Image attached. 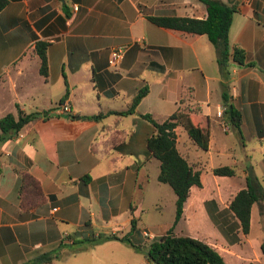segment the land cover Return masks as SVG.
Instances as JSON below:
<instances>
[{"label": "crops", "instance_id": "1", "mask_svg": "<svg viewBox=\"0 0 264 264\" xmlns=\"http://www.w3.org/2000/svg\"><path fill=\"white\" fill-rule=\"evenodd\" d=\"M8 1L0 11V120L19 110L50 117L0 145V264H32L44 255H59L45 264H152L149 244L170 231L206 242L225 264H264V202L253 205L247 235L230 211L248 178L264 189V0L238 5L230 46L242 48L247 58L243 66L231 62L228 79L207 36L149 20H205L201 0ZM38 42L49 44L48 78L40 73ZM114 50L123 51L116 66L110 63ZM144 88L148 94L130 115H108L101 122L83 118L126 112ZM225 91L241 116L239 127L226 112ZM182 98L200 108L192 117L208 130L210 142L202 151L176 129L177 147L201 170L202 181V187H192L181 220L175 223V211L174 222L151 224L134 235L144 252L120 241L73 244L72 238L86 241L91 233H131L139 210L132 205L138 191L131 187H138L141 148L155 133L143 116L162 123ZM64 105L70 111L58 114ZM126 158L127 180L116 164ZM219 167L237 174L214 175ZM26 174L39 182L44 199L22 209Z\"/></svg>", "mask_w": 264, "mask_h": 264}, {"label": "trees", "instance_id": "2", "mask_svg": "<svg viewBox=\"0 0 264 264\" xmlns=\"http://www.w3.org/2000/svg\"><path fill=\"white\" fill-rule=\"evenodd\" d=\"M207 9V18L197 20L191 18H166L150 17L149 20L159 27L181 31L192 35L207 36L210 44L216 53V63L221 75L228 79L231 62L240 66L246 63V52L239 46H230L229 33L232 26V19L238 12V5L241 0H230L224 3L221 0H201ZM8 0H0V11L7 5ZM49 44L38 42L36 54L40 58V73L45 78L49 76V65L47 50ZM148 94V88L141 90L131 103L126 112L100 113L98 115L83 117L89 121L101 122L108 115L126 116L135 112L141 100ZM223 101L227 107V114L231 122L239 127L241 116L230 104L231 98L225 91ZM187 100H180L178 111L164 122L159 123L151 115L143 116L155 128V133L147 140L148 156L160 162V173L158 181L169 185L177 196L176 200V220L177 224L184 213L185 204L190 197L192 187H202L201 170H196L177 147L176 129L181 127L189 136L194 145L202 151H208L210 137L208 130L197 124L192 115L198 114V106H190ZM50 112H34L26 114L18 111L17 116L8 114L0 120V145L8 140H12L31 122L38 119H48ZM2 174V163L0 160V176ZM213 174L222 177H234L237 172L231 167H219L213 170ZM90 178V177H88ZM21 207L28 209L35 206L44 194L39 182L29 174L21 180ZM264 202V189L261 183L255 178L250 177L247 181V188L241 190L230 204V211L240 222V228L244 235L250 231L251 211L254 204ZM221 232L228 237L229 233L224 227H220ZM132 232L126 236L97 235L91 233L84 236L86 241L77 242L72 238L73 244L89 242L93 246L103 244L108 241H120L132 247L137 252H144L141 243L133 240L137 230L136 220L132 219ZM147 259L152 264H225L221 255L209 244L204 241L191 237L176 236L170 231L168 234L154 238L146 251ZM59 255H44L32 264L51 263Z\"/></svg>", "mask_w": 264, "mask_h": 264}, {"label": "rangeland", "instance_id": "3", "mask_svg": "<svg viewBox=\"0 0 264 264\" xmlns=\"http://www.w3.org/2000/svg\"><path fill=\"white\" fill-rule=\"evenodd\" d=\"M100 148V147H99ZM140 170L138 171V187H131L133 191H138L134 197L132 205L138 207V214L136 215V227L138 231L147 229L151 224L162 223L163 225L174 222L175 219V193L173 189L158 181L160 173V162L148 156V149L145 144L141 148ZM150 158L149 161L146 158ZM130 162L127 158L116 163L119 171L124 168L123 175L127 180L126 163ZM137 166V159L135 158ZM135 166V167H136ZM137 171V169H135ZM130 189V186H129ZM145 213L142 214V211ZM149 231L151 229H148ZM148 231V232H149ZM132 232V231H131ZM156 232V231H155ZM136 235V234H135ZM55 264H65L64 262H56Z\"/></svg>", "mask_w": 264, "mask_h": 264}, {"label": "built area", "instance_id": "4", "mask_svg": "<svg viewBox=\"0 0 264 264\" xmlns=\"http://www.w3.org/2000/svg\"><path fill=\"white\" fill-rule=\"evenodd\" d=\"M76 10H78V7H76ZM123 59V51L122 50H114L111 55L110 63L114 66L118 65ZM70 111V107L68 105H64L58 110V114H63ZM228 129V125L225 127ZM146 237H148V234H145Z\"/></svg>", "mask_w": 264, "mask_h": 264}]
</instances>
